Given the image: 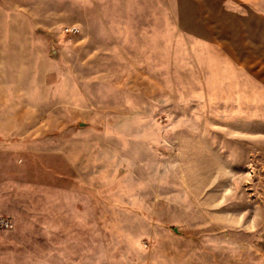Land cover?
Wrapping results in <instances>:
<instances>
[{"label":"rangeland","instance_id":"1","mask_svg":"<svg viewBox=\"0 0 264 264\" xmlns=\"http://www.w3.org/2000/svg\"><path fill=\"white\" fill-rule=\"evenodd\" d=\"M0 218V264H264V0H0Z\"/></svg>","mask_w":264,"mask_h":264},{"label":"built area","instance_id":"2","mask_svg":"<svg viewBox=\"0 0 264 264\" xmlns=\"http://www.w3.org/2000/svg\"><path fill=\"white\" fill-rule=\"evenodd\" d=\"M66 33L76 35L79 33V29L77 27H70L65 30ZM14 223L9 218H0V230L9 232L14 229Z\"/></svg>","mask_w":264,"mask_h":264}]
</instances>
